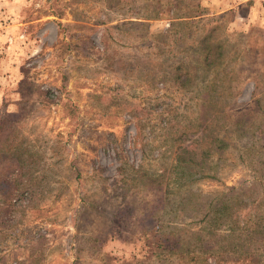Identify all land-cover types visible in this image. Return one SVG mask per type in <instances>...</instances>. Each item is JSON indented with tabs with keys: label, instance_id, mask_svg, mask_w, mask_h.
Returning <instances> with one entry per match:
<instances>
[{
	"label": "rangeland",
	"instance_id": "obj_1",
	"mask_svg": "<svg viewBox=\"0 0 264 264\" xmlns=\"http://www.w3.org/2000/svg\"><path fill=\"white\" fill-rule=\"evenodd\" d=\"M221 7L0 0V264H264V16Z\"/></svg>",
	"mask_w": 264,
	"mask_h": 264
},
{
	"label": "trees",
	"instance_id": "obj_2",
	"mask_svg": "<svg viewBox=\"0 0 264 264\" xmlns=\"http://www.w3.org/2000/svg\"><path fill=\"white\" fill-rule=\"evenodd\" d=\"M192 15L184 16L185 18H190ZM207 56H204V59ZM208 65V64H206ZM2 123L0 122V150H12L13 144L8 142V133H9V127L7 126L6 128L2 127ZM192 159L189 156H184V155H177L175 157V165L176 166H188L191 167ZM191 174V171L189 172ZM192 176H195L192 173ZM243 229V226L242 228ZM240 229V232L242 231ZM261 233L260 231H258ZM263 232V231H262ZM233 233V228L230 227V230L228 232V235L225 236L226 243L224 244V248L221 249L219 248L220 251H215L210 254V257L215 261V264H252L255 262L254 260V253L251 251V247L247 245L246 247L242 245V243L237 239L236 244L233 243L232 238L234 239L237 238L239 234H232ZM238 238L244 243L246 242V239L242 237L240 234ZM157 240L161 243L160 245L161 248L163 249V246L168 248L167 245L163 242L164 240H168L167 237H163L162 235H157ZM163 244V246H162ZM172 244H174L172 242ZM244 246V247H243Z\"/></svg>",
	"mask_w": 264,
	"mask_h": 264
},
{
	"label": "crops",
	"instance_id": "obj_3",
	"mask_svg": "<svg viewBox=\"0 0 264 264\" xmlns=\"http://www.w3.org/2000/svg\"><path fill=\"white\" fill-rule=\"evenodd\" d=\"M218 6H223L215 13L221 14L229 11L233 14L234 21L237 19L246 25L254 24L257 21V14L264 16V0H215ZM256 18V19H255ZM264 24V17L261 19Z\"/></svg>",
	"mask_w": 264,
	"mask_h": 264
}]
</instances>
